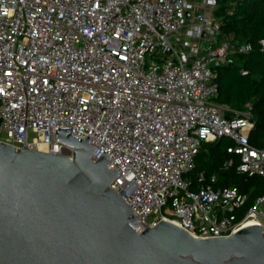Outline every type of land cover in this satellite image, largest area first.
Segmentation results:
<instances>
[{
    "label": "built area",
    "instance_id": "obj_1",
    "mask_svg": "<svg viewBox=\"0 0 264 264\" xmlns=\"http://www.w3.org/2000/svg\"><path fill=\"white\" fill-rule=\"evenodd\" d=\"M216 9L217 0H0V142L71 158L55 130L91 136V160L121 171L109 187L136 232L164 220L198 239L250 225L264 233L252 108L214 102L218 68L253 47L222 38ZM222 138L230 145L218 170L257 178L259 195L214 188V172L192 181L203 146Z\"/></svg>",
    "mask_w": 264,
    "mask_h": 264
},
{
    "label": "water",
    "instance_id": "obj_2",
    "mask_svg": "<svg viewBox=\"0 0 264 264\" xmlns=\"http://www.w3.org/2000/svg\"><path fill=\"white\" fill-rule=\"evenodd\" d=\"M55 132L71 158L0 142V264H264L259 225L208 239L164 220L136 232L109 187L121 171L91 160V136Z\"/></svg>",
    "mask_w": 264,
    "mask_h": 264
},
{
    "label": "trees",
    "instance_id": "obj_3",
    "mask_svg": "<svg viewBox=\"0 0 264 264\" xmlns=\"http://www.w3.org/2000/svg\"><path fill=\"white\" fill-rule=\"evenodd\" d=\"M215 12L221 23L222 38H229L235 45L249 43L253 50L236 56L232 64L218 68V96L214 102L233 111H242L245 105H250L254 128L249 143L261 147L264 145V49L257 44L264 39V0H217ZM230 115L232 111L225 112L226 117ZM229 145L226 138L205 144L196 157L192 181L199 171H205L206 175L214 172L217 177L214 188L237 186L247 191L255 186L252 197L259 195L262 187L257 178L239 175L234 168L218 170Z\"/></svg>",
    "mask_w": 264,
    "mask_h": 264
},
{
    "label": "rangeland",
    "instance_id": "obj_4",
    "mask_svg": "<svg viewBox=\"0 0 264 264\" xmlns=\"http://www.w3.org/2000/svg\"><path fill=\"white\" fill-rule=\"evenodd\" d=\"M33 137V135L31 133H29V139H31Z\"/></svg>",
    "mask_w": 264,
    "mask_h": 264
}]
</instances>
